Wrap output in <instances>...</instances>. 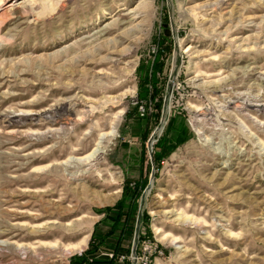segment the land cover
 <instances>
[{
	"label": "rangeland",
	"instance_id": "obj_1",
	"mask_svg": "<svg viewBox=\"0 0 264 264\" xmlns=\"http://www.w3.org/2000/svg\"><path fill=\"white\" fill-rule=\"evenodd\" d=\"M143 179L127 264H264V0H0V264H71Z\"/></svg>",
	"mask_w": 264,
	"mask_h": 264
},
{
	"label": "trees",
	"instance_id": "obj_2",
	"mask_svg": "<svg viewBox=\"0 0 264 264\" xmlns=\"http://www.w3.org/2000/svg\"><path fill=\"white\" fill-rule=\"evenodd\" d=\"M168 39L170 40L166 35H162L159 39L160 53H164L166 50L170 49V45H167V43H169ZM160 53L158 52V55L155 57L151 66L145 65L144 63L139 66L140 86L138 96L140 103H138L137 108L139 104H143L144 101H154L157 97L161 98L160 87H158V73L162 71L163 63L160 59ZM155 106L159 113L161 99L155 102ZM178 129L179 131L175 138H162L155 144L156 152L154 153V159L156 163L161 162V160L169 155L171 150L177 144L182 143L188 138V133H186L185 129H182L181 126H178ZM144 183L145 181L143 179L139 183H136L133 188L126 190L125 195L128 197V203L125 202V199H121L114 206H108L102 210L106 212V215L111 216L113 220L112 227L105 233L94 229L89 241V246L80 254L73 255L71 258V264H127L126 259L120 260V255L126 253V251H123L125 241L124 235L128 222L131 219V216L133 217L136 210L135 199L139 194L140 186ZM116 224L118 227L120 226V233L118 234L116 233L118 229ZM111 236H113V238L109 241L108 238ZM101 247L106 249L101 250Z\"/></svg>",
	"mask_w": 264,
	"mask_h": 264
},
{
	"label": "bare ground",
	"instance_id": "obj_3",
	"mask_svg": "<svg viewBox=\"0 0 264 264\" xmlns=\"http://www.w3.org/2000/svg\"><path fill=\"white\" fill-rule=\"evenodd\" d=\"M221 81V80H220ZM214 82H216V81H214ZM217 84V83H216ZM216 86V85H215ZM111 133H112V130L109 132V133H106L104 136H109V135H111ZM104 136L101 134L100 135V137L98 138V140L96 141V146L97 147H95L94 148V152L95 151H97V152H101L102 151V145H101V142L103 141V139L102 138H104ZM93 156V152L91 153V154H87V155H84V156H75L74 158H73V163H75V164H77V165H79V164H81V163H89V162H91L93 159H95L94 158V156ZM92 157V158H91ZM63 164H66V165H68L69 164V166L71 165V163H69V161H67V162H63ZM73 166H75V165H73ZM94 189V188H93ZM85 190H87V191H92V193H95V195H97L98 193H99V190L97 191V190H92V189H90V188H86ZM77 219H81V217H78ZM82 220V219H81ZM80 223V222H79ZM67 225H71L72 223L71 222H67L66 223ZM85 226V225H84ZM87 237H88V233H85V230H83L82 232H81V238L79 239V241L77 242V243H73V244H71V245H69L67 248L68 249H72V250H78V249H81V247H82V245H84V243L86 242V239H87ZM175 241H177V240H175ZM66 248V249H67Z\"/></svg>",
	"mask_w": 264,
	"mask_h": 264
},
{
	"label": "built area",
	"instance_id": "obj_4",
	"mask_svg": "<svg viewBox=\"0 0 264 264\" xmlns=\"http://www.w3.org/2000/svg\"><path fill=\"white\" fill-rule=\"evenodd\" d=\"M145 248H144V252H145ZM135 249L132 248V252L130 253V255L128 256V258L131 260V264H132V254L134 253ZM147 256L145 255H142L141 257V263H137V264H147ZM123 259H126V256L125 255H121L120 256V260H123Z\"/></svg>",
	"mask_w": 264,
	"mask_h": 264
}]
</instances>
